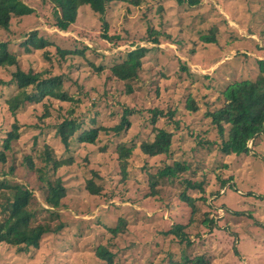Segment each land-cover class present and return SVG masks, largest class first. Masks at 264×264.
Masks as SVG:
<instances>
[{
	"label": "rangeland",
	"instance_id": "rangeland-1",
	"mask_svg": "<svg viewBox=\"0 0 264 264\" xmlns=\"http://www.w3.org/2000/svg\"><path fill=\"white\" fill-rule=\"evenodd\" d=\"M23 3L34 13L13 17L8 30L0 28V42H6L17 56L23 72H44L45 78L63 75L64 90L81 101L44 98L41 103L22 106L13 117L7 100L16 93L11 82L17 67L0 68V152L13 124L21 130L6 162L0 164V180L32 191V225L50 228L39 247L26 252L0 244V264H103L95 254L99 246L116 254V264H174L172 258L183 253L185 245L164 234L189 222L191 209L179 199L185 185L182 179L173 184L159 182L151 195L149 179L174 160L192 165L194 174L185 175L184 180L204 181L207 203L214 208L209 211L203 205L201 213L210 212L213 224L186 227L193 245L187 246L184 255L202 256L209 264H264V134L255 138L254 147L248 144L249 154L241 156L221 155L216 146L198 148L199 141H206L204 131H211L209 140H217L216 129L205 115L222 104L219 94L234 81L255 80L260 74L264 0H199L194 6L180 5L178 0H142L139 7L110 6L104 20L84 6L78 23L68 32L53 27L49 3ZM103 21L108 24V34L120 39H103ZM150 31L159 33L160 46L150 42ZM32 32L51 46L27 54L24 42ZM136 47L152 49L145 58V64L152 63L153 68L145 75L151 89L143 100L134 97L136 94L129 96L125 84L109 76L108 69H97L101 61L110 68L114 58ZM76 48L83 56H68L63 61L58 54ZM137 84L134 88L142 92ZM189 94L197 99V113L185 107ZM161 100L164 102H158ZM153 105L162 106L164 113L177 112L172 120L157 123L172 131L179 123L172 139V158H149L140 149L143 141L153 137L149 113ZM125 106L138 112L122 136L101 134L95 145L74 140L68 149L57 136L58 126L70 117L87 123L96 118L95 127L100 126L98 122L117 124ZM117 142L135 148L126 178L121 173ZM47 151L51 159L71 164L52 172L45 164ZM228 178L231 182L219 190L221 180ZM45 179H60L66 189L60 207L50 209L52 212L45 210L49 209ZM89 182L99 193L88 191ZM193 194L201 197L196 191ZM120 218L126 220L125 232L113 238L108 228H114Z\"/></svg>",
	"mask_w": 264,
	"mask_h": 264
},
{
	"label": "trees",
	"instance_id": "trees-1",
	"mask_svg": "<svg viewBox=\"0 0 264 264\" xmlns=\"http://www.w3.org/2000/svg\"><path fill=\"white\" fill-rule=\"evenodd\" d=\"M49 3L50 19L52 20L53 27L62 32H68L73 25L78 23L79 13L83 9L81 7L88 6L94 13L101 16L104 20L110 6L115 4H126L133 7H139L142 0H42ZM180 5H197L199 0H178ZM81 8V10H80ZM34 13V10L23 3V0H0V28L5 30L9 29L10 22L13 17H25ZM105 26V33L103 39L111 42L120 39L119 37L110 36L108 34V24L103 21ZM158 32L150 31V42L153 44L158 43ZM208 39V38H205ZM25 51L31 54L35 51H43L51 46L47 40L39 37L37 32H32L24 42ZM159 48V47H158ZM162 49V48H159ZM152 50V49H150ZM148 48L136 47L128 53L114 58L113 65L109 67L108 63L101 61V66L98 71L103 68L110 71L112 78L123 82L125 84V92L139 100L142 96H146L151 89V84L145 82L147 71H151L152 63L145 64L146 55L151 53ZM58 54L63 58V61L72 57H81L83 52L78 50H59ZM49 57V56H47ZM158 63V62H157ZM93 65V64H92ZM158 65V64H157ZM156 65V66H157ZM260 74L255 80H241L230 83L220 94L218 101L222 102L215 110L209 109L205 117L210 120L209 124L215 127L217 140H209L211 131L202 132V136L206 141H199L198 148H209L216 146L221 155H235L241 156L249 154L251 148L254 147V140L258 136L264 134V61H258ZM3 67H17L13 74L12 84L16 86V93L7 100L9 111L13 117H16V112L22 106L30 103H41L44 98L56 99L60 102H74L80 103V98L75 100L74 96L68 94L64 90L63 75L44 77V72L33 73L32 71L25 73L19 68L18 58L16 55L9 51L6 42H0V68ZM71 67V66H70ZM79 69V68H78ZM84 69H86L84 67ZM141 85L143 89L139 92V88H134L135 84ZM144 85L146 87H144ZM32 87V93L28 89ZM208 87V86H207ZM159 89V87L157 88ZM147 90V93H146ZM172 96V95H171ZM143 100V99H142ZM159 100V99H158ZM222 100V101H221ZM163 103L164 101H158ZM123 109L118 117V123L111 126H105L98 122L96 118H92L90 122L80 121L77 118L70 117L65 119L57 130V136L61 140L66 149L69 148L72 141L76 140L80 144L95 145L101 134H113L116 137L122 136L131 128V118L136 115L138 110L135 108L127 107ZM134 107V106H133ZM149 110L151 113V138L141 143L140 149L142 153L149 157L155 158L157 156H166L172 158L173 142L172 139L176 135L179 123L175 124L174 129L166 127L160 128L157 123L160 120L167 118L173 119L176 116V110L164 113L162 106H151ZM186 109L191 112L199 110L197 99L194 95L189 94L185 103ZM114 115V114H113ZM46 118V117H45ZM17 123L13 124L11 131L8 133L7 138L4 140L3 150L0 152V164H4L7 160V153L12 149V144L20 139L21 132ZM208 138V139H207ZM198 140L201 138L198 137ZM252 140L251 148L248 147L249 142ZM135 148L128 147L125 143H116V153L121 165V173L124 178L128 176V163L130 157L133 155ZM45 164L52 172L70 165L69 160L59 161L51 159L50 152H46ZM51 163L52 167L49 166ZM192 165L183 161H173V164H167L159 169L154 175H150L151 189L155 195V188L159 186V182H168L173 184L174 181L182 179V185H185V191L179 194V199L182 203H186L191 209L189 222L182 226L177 225L165 232V236H173L179 239L178 243L185 245L183 253L177 258H172V263L178 262L179 264H209L202 256L190 257L185 256L187 246L193 245L189 242L186 236V227L193 225L204 224L208 227L213 224L210 220V212L202 213V206L207 205L209 211L213 208L212 204L207 203L206 192L207 187L204 181L192 182L190 179H185L184 176H192ZM204 175V174H203ZM43 180V178H41ZM47 186L46 193V206L49 209L46 211L52 212L50 209H57L61 205V201L66 196V189L63 182L57 179L55 182H50L45 179ZM231 178L221 180L219 190L225 188ZM88 191L99 193V190L93 183L89 182L87 186ZM204 189V190H203ZM189 191V193H188ZM198 192L200 198H195L194 192ZM34 193L21 185H11L4 180H0V244H7L17 247L19 251L26 252L30 248H37L44 235L50 232V228L46 225L38 224L32 225L35 219V213L31 209L32 201L34 200ZM199 202H204L199 204ZM196 215V218H194ZM196 219V221H194ZM126 227V220L120 218L119 223L114 228H108V232L113 238L119 237L124 234ZM57 229H55L56 231ZM190 253V252H189ZM96 256L102 261L103 264H116V254H114L108 247L99 246L95 251ZM153 264V263H152Z\"/></svg>",
	"mask_w": 264,
	"mask_h": 264
},
{
	"label": "water",
	"instance_id": "water-1",
	"mask_svg": "<svg viewBox=\"0 0 264 264\" xmlns=\"http://www.w3.org/2000/svg\"><path fill=\"white\" fill-rule=\"evenodd\" d=\"M250 142H251V144H252V140H251ZM250 142H249V143H250Z\"/></svg>",
	"mask_w": 264,
	"mask_h": 264
}]
</instances>
